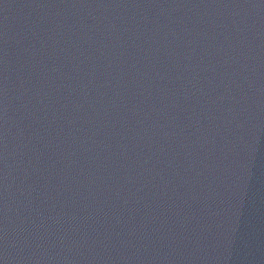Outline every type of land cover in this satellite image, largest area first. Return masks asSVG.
Returning a JSON list of instances; mask_svg holds the SVG:
<instances>
[{"label":"water","instance_id":"obj_1","mask_svg":"<svg viewBox=\"0 0 264 264\" xmlns=\"http://www.w3.org/2000/svg\"><path fill=\"white\" fill-rule=\"evenodd\" d=\"M0 264H264V0H0Z\"/></svg>","mask_w":264,"mask_h":264}]
</instances>
